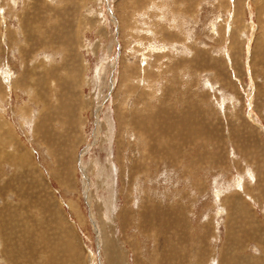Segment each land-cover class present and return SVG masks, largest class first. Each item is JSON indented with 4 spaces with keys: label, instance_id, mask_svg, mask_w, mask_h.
Returning <instances> with one entry per match:
<instances>
[{
    "label": "rangeland",
    "instance_id": "obj_1",
    "mask_svg": "<svg viewBox=\"0 0 264 264\" xmlns=\"http://www.w3.org/2000/svg\"><path fill=\"white\" fill-rule=\"evenodd\" d=\"M263 32L262 0H0V264H264Z\"/></svg>",
    "mask_w": 264,
    "mask_h": 264
},
{
    "label": "bare ground",
    "instance_id": "obj_2",
    "mask_svg": "<svg viewBox=\"0 0 264 264\" xmlns=\"http://www.w3.org/2000/svg\"><path fill=\"white\" fill-rule=\"evenodd\" d=\"M181 1V0H180ZM28 2V1H27ZM37 2V1H36ZM48 2V1H47ZM190 2V1H189ZM148 3V2H147ZM262 3H264V0H262ZM28 4V3H27ZM261 4V3H260ZM26 7V6H25ZM48 8V7H47ZM11 9V8H10ZM171 9V8H170ZM19 13V12H18ZM24 13V12H23ZM96 15V14H95ZM45 16H46V12H45ZM21 17V16H20ZM50 17V16H49ZM48 18V17H47ZM48 20V19H47ZM172 20V19H171ZM170 21V20H169ZM49 22V21H48ZM214 24V23H213ZM24 28V27H23ZM243 30V29H242ZM76 31V30H75ZM172 32V31H171ZM261 32V31H260ZM242 33V32H241ZM261 35H263L262 37H263V39H264V32L261 34ZM25 36V35H24ZM10 37V36H9ZM55 37V36H54ZM262 39V40H263ZM230 40V39H229ZM261 41V40H260ZM262 43H263V41H261ZM163 43V42H162ZM186 44V43H185ZM140 45V44H139ZM157 46V45H156ZM18 47V46H17ZM19 48V47H18ZM17 48V49H18ZM164 49H166V48H164ZM20 53V52H19ZM228 56V55H227ZM114 64V63H113ZM131 65H128L127 66V69L129 70L131 67H130ZM125 67V66H124ZM5 70V69H4ZM29 70V69H28ZM114 70V69H113ZM10 72V71H9ZM2 75H0V82L3 84V86L2 87H5L6 89H7V87H8V89H10V87H9V84L8 83H10L9 81H10V75H9V73H8V71L7 70H5V72H3L2 70H1V72H0ZM20 74V73H19ZM122 75H123V73H122ZM124 78L122 79V81L124 82L123 84L127 87V85H128V81L130 80V74H128V72H126L125 74H124V76H123ZM2 78V79H1ZM16 78H17V76H16ZM48 78V77H47ZM133 79V78H132ZM34 80V79H33ZM113 80H111V83H113L112 82ZM16 83V82H15ZM14 87H15V85H14ZM24 87V86H23ZM29 87V86H28ZM112 87V86H111ZM110 87V88H111ZM127 89V88H126ZM131 89V88H130ZM1 90V89H0ZM35 91V90H34ZM1 93V92H0ZM118 94H119V92H118ZM121 95V94H120ZM122 108V107H121ZM130 113V112H129ZM25 115V114H24ZM124 117V116H123ZM126 118V117H125ZM142 119V118H141ZM140 119V120H141ZM129 121V120H128ZM132 121L130 120L128 123H131ZM133 122H135V123H137V121L135 120H133ZM138 124V123H137ZM6 125V124H5ZM99 131V130H98ZM7 132H9L8 130H7ZM97 134H98V132H97ZM3 137H5V136H3ZM12 137H14L13 135H11V134H9V136L7 135V141H5V139H6V137L5 138H3L4 139V142H10L11 143V146H13L12 144H13V138ZM9 143V144H10ZM8 146H10V145H8ZM22 146H19V144L18 145H15V147H14V154L12 155V157L14 158V159H19L20 160V158L21 159H23V160H30V157H31V155H30V152L29 151H26V149H25V151H23L22 150V148H21ZM10 156V155H9ZM149 156V155H148ZM154 158V157H153ZM12 159V158H11ZM32 159V158H31ZM169 159V158H168ZM31 163L30 164H34L33 163V161L31 160L30 161ZM29 163V162H28ZM19 166H20V164H19ZM33 167V166H32ZM34 168V167H33ZM236 168V167H235ZM28 170V169H27ZM129 170V169H128ZM36 171V170H35ZM138 171V170H137ZM133 173H134V171H133ZM141 173V172H140ZM133 175V174H132ZM129 176V175H128ZM58 177V176H57ZM241 184V183H240ZM238 185V184H237ZM87 190V189H86ZM214 191V190H213ZM218 190L216 189V191L214 192V194L216 193L217 195H218V197H219V191L217 192ZM216 195V196H217ZM215 197V196H214ZM218 197H216L217 199H218ZM143 198V197H142ZM147 198V197H146ZM6 203V202H5ZM10 205V204H9ZM3 206V205H2ZM5 206V205H4ZM9 208H10V206H9ZM139 209V208H138ZM14 213V212H13ZM56 213V212H55ZM9 215V214H8ZM37 215V214H36ZM44 217V216H43ZM7 219V218H6ZM82 223V222H81ZM176 224V223H175ZM148 225V224H147ZM143 226V225H142ZM9 227V226H8ZM93 227V226H92ZM204 227V226H203ZM173 228V227H172ZM1 229V228H0ZM141 230V229H140ZM99 231V230H98ZM17 233V232H16ZM18 234V233H17ZM19 236V235H18ZM33 236V235H32ZM39 237V236H38ZM39 239V238H38ZM198 239V238H197ZM21 242V241H20ZM114 243V242H113ZM107 245V244H106ZM23 246V245H22ZM46 246V245H45ZM199 246V245H198ZM14 247V246H13ZM195 250V249H194ZM22 251V250H21ZM41 251V250H40ZM6 253V252H5ZM36 253V252H35ZM199 253V252H198ZM16 254V253H15ZM44 255V254H43ZM42 255V256H43ZM14 256V255H13ZM45 257V256H44ZM57 258V257H56ZM55 258V259H56ZM59 260V259H58ZM200 260V259H199ZM6 262V261H5ZM19 262H21V261H19ZM24 263V262H23ZM59 264V263H58Z\"/></svg>",
    "mask_w": 264,
    "mask_h": 264
}]
</instances>
